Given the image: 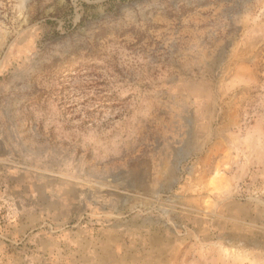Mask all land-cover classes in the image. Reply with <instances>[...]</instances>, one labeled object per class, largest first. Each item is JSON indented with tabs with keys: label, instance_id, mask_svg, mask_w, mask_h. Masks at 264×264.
I'll return each mask as SVG.
<instances>
[{
	"label": "rangeland",
	"instance_id": "obj_1",
	"mask_svg": "<svg viewBox=\"0 0 264 264\" xmlns=\"http://www.w3.org/2000/svg\"><path fill=\"white\" fill-rule=\"evenodd\" d=\"M0 264H264V0H0Z\"/></svg>",
	"mask_w": 264,
	"mask_h": 264
}]
</instances>
